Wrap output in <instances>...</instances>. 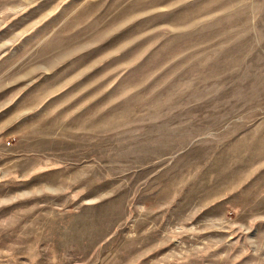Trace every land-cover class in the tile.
Listing matches in <instances>:
<instances>
[{
  "label": "rangeland",
  "instance_id": "374dc122",
  "mask_svg": "<svg viewBox=\"0 0 264 264\" xmlns=\"http://www.w3.org/2000/svg\"><path fill=\"white\" fill-rule=\"evenodd\" d=\"M0 264H264V0H0Z\"/></svg>",
  "mask_w": 264,
  "mask_h": 264
}]
</instances>
